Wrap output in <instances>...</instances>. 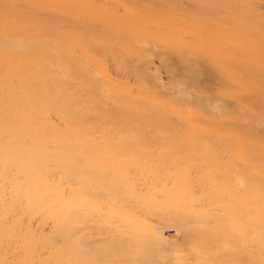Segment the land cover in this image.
I'll return each instance as SVG.
<instances>
[{
	"label": "rangeland",
	"instance_id": "obj_1",
	"mask_svg": "<svg viewBox=\"0 0 264 264\" xmlns=\"http://www.w3.org/2000/svg\"><path fill=\"white\" fill-rule=\"evenodd\" d=\"M163 1L0 0V264H264V0Z\"/></svg>",
	"mask_w": 264,
	"mask_h": 264
},
{
	"label": "bare ground",
	"instance_id": "obj_2",
	"mask_svg": "<svg viewBox=\"0 0 264 264\" xmlns=\"http://www.w3.org/2000/svg\"><path fill=\"white\" fill-rule=\"evenodd\" d=\"M151 1H152V0H151ZM164 1H165V0H164ZM164 1H163V2H164ZM167 1L169 2V0H167ZM188 1H189V0H188ZM168 2H167V4H168L169 6H171V2H172V1H170V3H168ZM173 2L175 3V0H174ZM157 4H158V3H157ZM211 4H212V3H211ZM151 5H152V3H151ZM153 6H154V5H153ZM158 6H159V5H158ZM162 6H164V5L160 4V7H162ZM172 6H174V5H172ZM156 7H157V6H156ZM200 7H201V6H200ZM161 9H162V8H161ZM132 29H133V28H132ZM132 29H131V30H132ZM130 32H131V31H130ZM159 44H160V43H159ZM167 48H168V47H167ZM168 51H169V50H168ZM169 53H170V51H169ZM162 57H166V55L163 54Z\"/></svg>",
	"mask_w": 264,
	"mask_h": 264
}]
</instances>
